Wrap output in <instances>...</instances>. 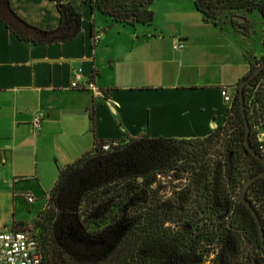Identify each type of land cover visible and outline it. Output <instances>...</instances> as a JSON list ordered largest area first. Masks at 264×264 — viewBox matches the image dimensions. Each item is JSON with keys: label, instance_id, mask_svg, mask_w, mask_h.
I'll use <instances>...</instances> for the list:
<instances>
[{"label": "crops", "instance_id": "obj_1", "mask_svg": "<svg viewBox=\"0 0 264 264\" xmlns=\"http://www.w3.org/2000/svg\"><path fill=\"white\" fill-rule=\"evenodd\" d=\"M70 1L81 29L66 42L26 43L0 21V231L34 227L60 170L96 141L210 136L231 108L222 91L233 95L264 56L263 34L255 49L251 31L205 22L194 0H155L153 22L134 27L113 24L89 0ZM9 4L30 26L60 25L50 0ZM38 113L45 119L33 134Z\"/></svg>", "mask_w": 264, "mask_h": 264}, {"label": "trees", "instance_id": "obj_2", "mask_svg": "<svg viewBox=\"0 0 264 264\" xmlns=\"http://www.w3.org/2000/svg\"><path fill=\"white\" fill-rule=\"evenodd\" d=\"M50 1L60 15L56 30H40L15 14L35 34L26 38L2 17L0 21L33 45L74 39L81 15L70 0ZM89 2L113 24L134 27L154 20L155 0ZM194 6L205 22L228 24L243 35L251 29L249 14L258 12L264 21V0H194ZM57 33L62 34L50 37ZM263 59L254 61L249 75ZM263 83L264 70L244 95L249 141L264 158L257 130L261 124L264 132V88L253 93ZM245 132L237 84L224 126L204 139L143 135L96 141L91 152L60 170L33 227L45 264H264L258 223L240 198L244 184L264 171V162L246 148ZM213 142H222V158L209 153L206 144ZM246 198L264 229V176L249 187Z\"/></svg>", "mask_w": 264, "mask_h": 264}, {"label": "built area", "instance_id": "obj_3", "mask_svg": "<svg viewBox=\"0 0 264 264\" xmlns=\"http://www.w3.org/2000/svg\"><path fill=\"white\" fill-rule=\"evenodd\" d=\"M100 39V35L94 37L95 41ZM175 50H183L184 44L176 42ZM80 77H76L70 84V87L75 90L81 89L79 85ZM88 90H95V85L92 82L86 83ZM222 96L227 104H232L233 95L224 89ZM45 119L44 113L35 115L32 121V132L38 134L42 128V123ZM109 145L104 146V150H108ZM29 202L34 199L28 196ZM0 264H45L44 250L40 239L37 236L33 227H28L21 230H4L0 231Z\"/></svg>", "mask_w": 264, "mask_h": 264}, {"label": "water", "instance_id": "obj_4", "mask_svg": "<svg viewBox=\"0 0 264 264\" xmlns=\"http://www.w3.org/2000/svg\"><path fill=\"white\" fill-rule=\"evenodd\" d=\"M0 17L5 19L9 24L13 25L15 29L18 32H20L23 36H25L26 38H33L35 36L33 30L30 27H28L26 24H24L22 21H20L18 17L15 15V13L9 9L5 0H0ZM74 31H75V26H73V32ZM61 34L62 33H57L50 37L58 36ZM263 70H264V61L254 71H252V73L247 78H245L238 85L240 111H241V116H242V119L246 127L245 146L254 157L261 160L262 162H264V158L255 152V150L251 147V144L249 141L251 128H250L247 113H246L244 90ZM263 176H264V171L256 175L252 179L248 180L242 187L240 198H241V202L245 204L251 210L253 216L256 218V221L259 227L261 242L264 247V229H263L262 221L246 198L247 190L249 189V187Z\"/></svg>", "mask_w": 264, "mask_h": 264}, {"label": "rangeland", "instance_id": "obj_5", "mask_svg": "<svg viewBox=\"0 0 264 264\" xmlns=\"http://www.w3.org/2000/svg\"><path fill=\"white\" fill-rule=\"evenodd\" d=\"M248 19L251 22L250 31H251V34H252V37H251V40H250L249 44H250V46L254 47L255 49H261V39H260V37H261V35L263 34V31H264V21H263L261 15L258 12H253V13L249 14L248 15ZM227 20L229 21V18H227ZM263 61H264V59H263ZM262 88H264V83L263 84H258V86H256L254 88L253 93H256L257 90L259 91ZM252 99L254 100V97ZM257 130H258L259 142L262 145H264V132L262 130L261 124H259L257 126ZM206 147L210 149L209 153L220 155L219 158H222V156H221L222 155V150H223L222 142L221 143H214L213 142V144L207 143ZM169 186H170V184H169ZM168 193H169L168 189L167 190H163L161 195L162 194L163 195L164 194H168ZM92 229H94V227H92Z\"/></svg>", "mask_w": 264, "mask_h": 264}]
</instances>
